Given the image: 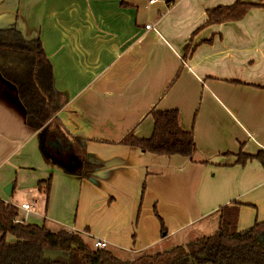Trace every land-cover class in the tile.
<instances>
[{"label":"crops","instance_id":"1","mask_svg":"<svg viewBox=\"0 0 264 264\" xmlns=\"http://www.w3.org/2000/svg\"><path fill=\"white\" fill-rule=\"evenodd\" d=\"M150 1L0 0V30L15 28L25 40L41 42L58 106L35 129L27 125L15 89L0 77V200L18 209L20 223L67 230L85 244L104 240L123 261L164 250L173 238L179 244L171 249L183 245L181 235L200 225L211 232L219 209L233 203L239 204L238 231L264 221V169L256 160L235 164L239 152H264V0H244L254 7L239 21L208 26L206 10L236 0ZM174 109L181 127L193 131L191 159L119 144L130 131L150 137V111ZM45 134L58 136L48 141L53 150L66 142L72 171L44 154ZM37 155L80 191L81 218L73 224L44 222L48 205L44 213L37 183L45 177L36 181L41 202L9 199L11 172L32 169L21 162ZM83 161L95 166L85 179ZM9 184L10 195L3 197ZM19 211L44 213L43 223H25ZM260 241L264 245V235Z\"/></svg>","mask_w":264,"mask_h":264},{"label":"trees","instance_id":"2","mask_svg":"<svg viewBox=\"0 0 264 264\" xmlns=\"http://www.w3.org/2000/svg\"><path fill=\"white\" fill-rule=\"evenodd\" d=\"M254 5L236 0L228 6L206 10L203 26L239 21ZM202 26V27H203ZM191 52L189 43L183 59ZM0 77L14 89L18 102L25 111L26 123L35 129L45 126L57 113L58 106L53 85L52 65L39 40L27 41L13 29L0 30ZM153 121L152 134L137 138L128 132L119 144L136 148L143 153L157 156H181L191 159L196 152L193 131L180 125L179 111H150ZM58 136H43V151L54 163L73 170L71 155L63 149L53 150L48 141ZM81 148L82 140L75 139ZM237 165L256 160L264 169V152L235 155ZM95 166L82 162L80 176L88 178ZM51 176L37 183L45 197L46 213ZM239 204L223 206L218 211V228L207 236L154 255H140L123 261L106 249L89 248L78 234L59 230L51 232L44 225L36 226L18 222V209L0 200V264H264V221L255 222L250 228L238 231ZM153 215L160 226L162 237L167 235L165 224L154 206Z\"/></svg>","mask_w":264,"mask_h":264},{"label":"rangeland","instance_id":"3","mask_svg":"<svg viewBox=\"0 0 264 264\" xmlns=\"http://www.w3.org/2000/svg\"><path fill=\"white\" fill-rule=\"evenodd\" d=\"M150 26V25H149ZM63 149H65L63 144ZM28 149L25 150L27 152ZM44 155V154H43ZM21 165L24 167H28L30 165L32 169H29L25 171L24 173H21V171L17 172H11L10 174V181L13 186V197H9V199L16 201H19L17 204L20 203L21 200L31 202L33 199L38 198L41 202V196H39L38 193H36V181L40 179L41 177L48 178L51 176L52 179V190L49 197V203H48V210L45 214L46 221L45 223H48L49 221L60 223V221H65L66 224H73L77 221L78 218H81V207H82V200L79 199L80 191L76 188H71L70 186H73L75 183L69 181V184H66L64 181L57 178V173L55 168H51L49 166H46L43 160L37 155L36 158L28 157L24 159L21 162ZM76 190V192H75ZM3 197H8L5 193V190ZM16 196L18 197L16 199ZM1 199V198H0ZM40 206V205H39ZM42 214L31 213L25 215L23 211H19V218L24 220L25 223H38L42 224L44 216ZM203 225H200L197 227V229H188L187 232L183 235H181V239H183L180 244L185 245L189 241H194L199 237L207 236L213 234L217 227L212 229L211 232L202 230ZM96 231H99V229H96ZM192 233H191V232ZM177 241V240H176ZM173 238L166 241L163 245L166 246L164 250H154L152 252H148L149 255L159 254L162 253L161 251H168L171 249V247H174L175 244H179V242H176ZM89 248L92 249V244L86 242ZM91 244V245H90ZM173 245V246H172ZM137 257V254H129V256H123V259H134Z\"/></svg>","mask_w":264,"mask_h":264},{"label":"built area","instance_id":"4","mask_svg":"<svg viewBox=\"0 0 264 264\" xmlns=\"http://www.w3.org/2000/svg\"><path fill=\"white\" fill-rule=\"evenodd\" d=\"M153 0L150 1V3H152ZM145 29H151V26L147 25L145 26ZM22 210L28 211L30 210V206L23 204L20 206ZM107 248V243L104 240H96L93 242L92 244V249L94 250H103Z\"/></svg>","mask_w":264,"mask_h":264},{"label":"water","instance_id":"5","mask_svg":"<svg viewBox=\"0 0 264 264\" xmlns=\"http://www.w3.org/2000/svg\"><path fill=\"white\" fill-rule=\"evenodd\" d=\"M10 192H11V184H9L6 188H5V193L7 195H10ZM260 239H262V236L260 237Z\"/></svg>","mask_w":264,"mask_h":264}]
</instances>
